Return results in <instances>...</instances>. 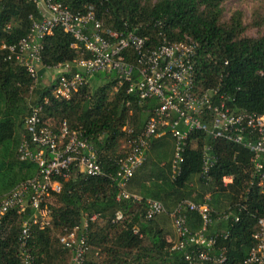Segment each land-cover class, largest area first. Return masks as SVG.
<instances>
[{
	"label": "trees",
	"instance_id": "1",
	"mask_svg": "<svg viewBox=\"0 0 264 264\" xmlns=\"http://www.w3.org/2000/svg\"><path fill=\"white\" fill-rule=\"evenodd\" d=\"M55 1L72 13H84L90 6L104 30L122 35L133 32L151 47L158 43V33L167 41L189 38L197 44L193 61L194 91L213 89L217 96L212 100L218 101V96H223V103L231 110L264 113V1L259 9H253L246 25L238 12L227 20L222 19V6L227 0ZM39 17L31 0H0V46L24 38L31 22ZM247 28L261 29L263 34L245 37ZM125 56L132 60L130 51ZM88 58L83 45L57 27L41 41L34 83L25 69L13 59H7V52L0 49V200L36 172L33 163L19 161L16 156L25 135L24 120L35 106L41 107L43 126L55 131L65 121L69 129L81 131L94 149L102 171L101 176L90 177L71 167L67 179H58L60 191L50 193L45 201L50 211V226L31 227L25 242L27 260L20 251L18 234L21 221L30 212L28 209L22 215L14 210L7 212L0 222V264H69L70 252L58 243L53 232L70 230L92 215L96 218L87 223L86 264H190L184 260L185 250L172 249L166 240L167 233L158 218L162 215L144 220L147 199L159 201L165 211L181 201L204 203L212 218L231 211L238 218L236 223H231V219L213 222L206 234L228 230L227 240L218 239V244L227 251L223 264H240L252 246L250 236L256 219L264 218V187L256 186L249 152L239 145L193 131L188 135L181 169L172 179V142L169 147V140L152 138L142 163L127 183L141 200L116 201L117 187L111 177L126 150L119 149L121 139H126L124 128H131L133 135L139 134L156 102L139 101L136 95L125 94L126 84L118 85L113 72L93 74L69 100L55 99L51 93L59 76L55 67L66 64L68 74H81L75 63ZM44 70L54 73L47 85H37ZM96 82L99 86L95 88ZM28 95L32 96L30 103ZM163 137L170 139L168 134ZM204 147L209 148L208 155L212 158L207 182L199 175ZM224 177H231L225 186ZM195 178L200 193L194 192ZM116 211H120L122 219L112 222ZM183 214L189 231L200 229L201 220L196 212L185 209ZM132 226L138 229L137 234L131 232ZM89 254L99 255L100 261H92Z\"/></svg>",
	"mask_w": 264,
	"mask_h": 264
},
{
	"label": "built area",
	"instance_id": "2",
	"mask_svg": "<svg viewBox=\"0 0 264 264\" xmlns=\"http://www.w3.org/2000/svg\"><path fill=\"white\" fill-rule=\"evenodd\" d=\"M38 12L39 19L32 21L26 36L15 44L1 45L7 52V59L21 66L37 81V68L40 62L41 41L59 27L72 36L76 43L83 45L89 54L88 59H79L75 66L80 73L68 74V65H58L55 71L59 76L51 93L55 99L69 100L80 87L86 85L93 74L113 72L117 84H126L125 94L136 95L139 101L154 100L156 107L145 122L142 131L133 135L125 130L127 147L117 161V170L111 177L116 183V201L141 198L125 191L134 171L142 163L148 142L168 134L173 145L170 161L171 178L174 179L183 163V153L188 135L193 131L206 133L213 139L239 145L250 154L251 173L256 179V186L264 187V113L256 114L245 110H231L223 103V96L218 101L212 100L217 91L210 89L195 92L193 89L194 57L197 44L189 38L182 41H167L158 33L159 41L153 47L146 40L127 32L124 35L114 30H104L99 20L95 19L90 6L84 13H72L55 0H31ZM72 47H76L72 44ZM130 51L132 60L126 59ZM41 107H32L24 120L25 135L16 149L19 161L33 163L35 174L18 183L0 200V222L7 212L14 210L22 215L28 209L30 214L20 224L18 243L24 260L28 254L25 242L32 226L38 229L49 227V209L46 199L50 193L60 191L58 179H67L71 167L78 173L97 177L102 175L94 149L83 138L78 129H69L66 122L59 124L53 131L41 124ZM209 148L202 149L200 177L207 182L211 166ZM231 177H224L222 185L229 184ZM239 207V206H238ZM241 207L238 208V210ZM196 212L201 220L199 230L191 232L186 226L183 210ZM166 214L163 205L152 199L145 200L144 220H151ZM171 218L176 243L174 250H185L184 260L209 264H223L226 260V248L218 244V239L227 240L229 231L206 234L207 228L216 221L238 218L226 211L215 218L211 217L209 207L181 201L168 213ZM96 217H84L79 226L63 230L57 235L58 243L70 252L69 264H86L88 252L86 243L87 223ZM122 214L116 211L112 222L120 221ZM137 234L135 226L130 228ZM252 246L240 264H264V218H257L255 230L251 236Z\"/></svg>",
	"mask_w": 264,
	"mask_h": 264
},
{
	"label": "rangeland",
	"instance_id": "3",
	"mask_svg": "<svg viewBox=\"0 0 264 264\" xmlns=\"http://www.w3.org/2000/svg\"><path fill=\"white\" fill-rule=\"evenodd\" d=\"M155 1V0H153ZM263 1L264 0H227L224 2L223 6H222V19L223 20H227L228 17L230 15H232L234 12H238L241 14V21L244 25L248 24L250 22L251 16H252V12L253 9H256L260 6L263 5ZM263 32L261 29H256V28H247L243 34V36L245 37H250V38H255L257 35H262ZM54 72L53 71H46L40 78V80H38L37 85H39L40 83L44 86L47 85L50 81V77L52 76ZM95 88L99 86V83H95L94 84ZM31 95H28L27 100L30 103V101L32 100ZM125 130H130L131 128L129 127H125ZM131 131V130H130ZM159 138H163L164 140L166 139V141H168L169 147H170V139H168L167 137H159ZM127 147V142L125 137H123L121 139V143H120V150L126 149ZM131 186V185H130ZM129 185L126 186L127 191L129 193H131V195H136L137 193H135L134 188L130 187ZM192 186L194 189L195 193H200V188H199V184L196 182V178L194 179V181L192 182ZM172 207H168L166 208V212L167 215H162L159 218V220H161L163 222V227L167 233L168 236V241L171 244V246L175 245L176 243V236L173 233V229H172V223H171V218L169 216V212L171 211ZM157 219V218H156ZM54 238L57 237L58 232L55 231L53 232ZM100 256L99 255H94V254H89L88 258L91 259L92 261H100Z\"/></svg>",
	"mask_w": 264,
	"mask_h": 264
},
{
	"label": "crops",
	"instance_id": "4",
	"mask_svg": "<svg viewBox=\"0 0 264 264\" xmlns=\"http://www.w3.org/2000/svg\"><path fill=\"white\" fill-rule=\"evenodd\" d=\"M45 72H46V71L44 70V71H43V74H44ZM160 137H161V136H160ZM157 138H159V137H157ZM157 138H156V139H157ZM171 142H172V141H171ZM125 191H127V188H126V187H125ZM127 192H128V191H127ZM128 193H129V192H128ZM130 194H131V193H130ZM166 240H167V241L169 240V239H168V236H166ZM168 242H169V241H168Z\"/></svg>",
	"mask_w": 264,
	"mask_h": 264
}]
</instances>
